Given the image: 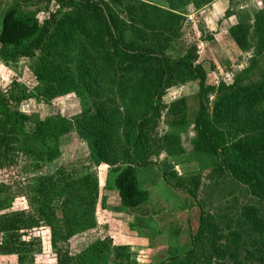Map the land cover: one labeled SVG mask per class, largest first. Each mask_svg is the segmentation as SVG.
Here are the masks:
<instances>
[{
  "label": "trees",
  "instance_id": "1",
  "mask_svg": "<svg viewBox=\"0 0 264 264\" xmlns=\"http://www.w3.org/2000/svg\"><path fill=\"white\" fill-rule=\"evenodd\" d=\"M40 1L53 2L66 11L40 22L34 14L21 10L34 2L15 0L0 24V55L5 61H15L19 55L33 60L32 73L40 83L29 94L23 89L10 97L0 92V170L9 169L17 155L30 154L35 160L32 214L0 216V255H15V264H33L41 239L25 241L20 233L43 224L50 231L51 249L65 254L62 264H110L112 259L119 260L123 247L118 246L113 256L108 251L107 237L96 234L98 190L90 173L66 172L62 166L47 174L39 173L58 158L65 142L85 139L86 152L79 162L117 164L108 182L123 212H132L149 202L148 191L139 185L137 167L157 168L165 184L168 185L169 175L176 179L172 185L175 190L195 199L197 176L184 179L146 161L153 146L174 156L180 150L177 132L192 123L196 132L194 152L213 166L219 177H224L215 186L221 187L228 178L236 186L228 193L220 188L216 205L212 204L209 212L202 209L196 233L189 234L188 251L160 264H264V77L257 84L232 88L220 98L210 117L204 100L210 89L204 69L194 65L188 55L173 60L163 51L165 33H173L177 22L180 33L184 22L180 10L191 1L198 7L210 0H164L168 9L139 0ZM116 4L125 8L131 22L137 21L141 26L123 22ZM144 79L155 82L147 111L130 130L122 132L117 89L123 92L125 83ZM190 79L198 87V108L192 119L183 97L168 106L161 104L168 87ZM70 94L90 100V106L77 121L78 129L58 114L32 121L9 106L10 101L27 96L49 103ZM162 109H166L165 115L171 120L167 125L171 131L154 139L152 123ZM222 126L230 128L227 135ZM235 191H243L247 201L239 203ZM56 197L61 200L60 218L53 204ZM3 202L0 200V205ZM187 203L191 206L189 200ZM85 237L91 241L76 248L75 239L86 242ZM128 253L126 250V258Z\"/></svg>",
  "mask_w": 264,
  "mask_h": 264
},
{
  "label": "rangeland",
  "instance_id": "2",
  "mask_svg": "<svg viewBox=\"0 0 264 264\" xmlns=\"http://www.w3.org/2000/svg\"><path fill=\"white\" fill-rule=\"evenodd\" d=\"M21 1L34 2L23 6L21 10L23 13L34 14L40 22L48 19L52 14L66 11L65 7L61 8L53 2ZM139 1L168 9L164 0ZM14 2L15 0H0V24L2 16ZM123 4L126 5L127 2ZM116 7L119 8L118 15L123 22L137 28L141 26L137 21H130L124 11L125 8L118 4ZM180 14L184 16L180 33L177 22L173 33H165V42L162 40L165 44L163 51L173 60L188 55L194 65L199 64L204 69L206 85L210 88L204 100L208 115L211 117L217 102L221 97L228 95L232 88L257 84L264 77V0H210L198 7L191 1L180 10ZM31 65L33 60L21 55L15 61H5L0 55V92L10 97L17 96L21 89L29 94L38 88L40 83L34 77ZM124 86L126 89L123 92L117 89V98L123 114L121 131L127 132L147 111L155 82L144 79L125 83ZM197 91L195 80L179 81L166 89L161 104L168 106L183 97L186 99L189 118L192 119L198 108ZM9 106L13 111L28 115L32 121H42L58 114L65 117L72 128L78 129L77 121L83 115L84 109L90 106V100L70 94L45 103L43 100L27 96L20 101H10ZM165 113L166 109H162L159 118L152 123L154 139L171 131L167 127L171 120ZM30 123L31 128L33 123ZM221 128L227 135L226 132L230 128L226 126ZM177 134L180 150L175 152L174 156L168 154L165 149L155 150L156 147L153 146L146 155V161L161 166L168 172H174L184 179L197 176L199 187L195 191V199L175 190L172 185L175 184L176 179L169 175L166 179L169 186L165 184L157 168L137 167L139 185L148 191L149 202L146 206L137 209L140 211L138 215L123 212L108 182V176L115 172L117 164L114 166L94 164L88 160L79 162V158L86 152L85 139L82 141L71 139L65 142L58 158L44 166V173H39L47 174L62 166L66 172L76 171L77 174L88 172L96 180L98 190L94 213L96 234L101 233L102 237H107L108 251L113 256L118 246H122L124 252L119 260L112 259L110 264H160L169 257L184 254L190 247V232L197 231L203 215L202 209L209 212L212 204L216 205L220 188L227 193L235 190L236 184L229 178L221 187L215 186L224 177H219L213 166L200 154L194 152L193 140L196 132L192 123L180 128ZM37 148L41 149L38 145ZM34 165L35 160L30 154L17 155L14 163L9 165V169L0 170V200H4L0 205V216L15 212L32 214L30 204ZM234 193L239 203L247 201L243 191ZM228 199L231 200V197ZM187 200L191 202V206ZM60 201L59 197L54 199L53 204L57 210ZM140 215L143 217L137 221ZM57 216L61 217L59 210ZM20 235L25 241L37 237L41 239V249L34 256L33 264H62L66 261L63 251L56 252L51 249L50 231L46 225L42 224L33 230L23 231ZM85 240L86 242H79V239H75L76 248L83 247L91 241L88 237ZM125 249L129 252V258H126ZM8 258L6 260L0 255V264H7L12 260L14 264L16 263L15 255H10Z\"/></svg>",
  "mask_w": 264,
  "mask_h": 264
},
{
  "label": "crops",
  "instance_id": "3",
  "mask_svg": "<svg viewBox=\"0 0 264 264\" xmlns=\"http://www.w3.org/2000/svg\"><path fill=\"white\" fill-rule=\"evenodd\" d=\"M139 212L140 211H138L137 209H135V210H133L132 212H129V213H133L134 215L136 214V215H138L139 214ZM139 218L140 217H143V216H138ZM9 256H4V258L7 260V258H8ZM9 259V258H8ZM5 260V261H6ZM10 264H14V262H13V260L11 261V262H9Z\"/></svg>",
  "mask_w": 264,
  "mask_h": 264
}]
</instances>
